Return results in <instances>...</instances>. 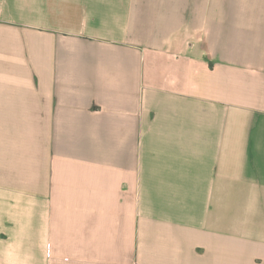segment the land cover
<instances>
[{
	"label": "crops",
	"instance_id": "0c3cea01",
	"mask_svg": "<svg viewBox=\"0 0 264 264\" xmlns=\"http://www.w3.org/2000/svg\"><path fill=\"white\" fill-rule=\"evenodd\" d=\"M0 264H264V0H0Z\"/></svg>",
	"mask_w": 264,
	"mask_h": 264
}]
</instances>
